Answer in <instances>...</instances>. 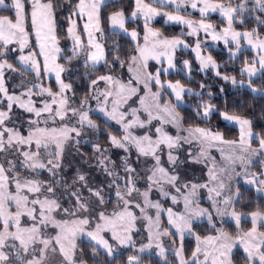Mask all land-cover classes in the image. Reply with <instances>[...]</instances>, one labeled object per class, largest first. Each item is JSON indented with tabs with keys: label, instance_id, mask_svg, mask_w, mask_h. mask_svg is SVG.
Here are the masks:
<instances>
[{
	"label": "snow or ice",
	"instance_id": "obj_1",
	"mask_svg": "<svg viewBox=\"0 0 264 264\" xmlns=\"http://www.w3.org/2000/svg\"><path fill=\"white\" fill-rule=\"evenodd\" d=\"M29 0H11V5L6 4V0H0V7H11L15 10V22L8 17H0V49H4L7 45L18 42L20 45L21 55L19 61L22 65V71L29 74L35 73L39 79L41 75H47L50 72L55 73L59 91L52 92L50 89H45L37 84H32L26 89L29 100L27 102L21 99V96L10 94L5 83V70L12 72L17 71L13 64L8 63L7 59L0 60V104L7 101V107L0 108V153L14 154L23 157L21 164L30 172L46 169L54 177L57 175V170L61 168L63 145L72 139H79L88 135L84 130H97V124L90 118L89 115V99H94L97 102L98 110L107 118V120L115 121L122 128L123 134L120 137L108 133V141L112 148L122 149L126 154L121 157V167L124 174L121 176L116 171V163L107 155L108 147H102L99 142L92 144L93 151L97 155L95 160L97 166L112 178L109 184L110 188H114L118 201L123 203V211L114 213L113 217H107L103 212L100 213V219L104 224H97L95 230L86 231L84 226L90 224L87 217L80 218V212H87L90 205V197L86 199L83 195L84 189L90 193V196L97 197L100 203L104 202L103 189H93L88 185L85 175L79 174L76 181L71 185L64 186V195H67L69 201L75 200L73 207L63 208V212L69 216L77 217L74 220L58 221L54 217V213L62 208L60 200L56 198V184H63V181H56L55 184H43L38 180L27 176L21 177L16 171V164L13 159H8V166L5 167L3 162H0V264H45V260L50 250L51 238L44 236L41 226L52 224L60 229L59 234L55 237L56 244L60 245V252L63 254L67 264H76L73 258V250L76 248L75 238L78 234H86L92 241L93 256H99V250L103 249L104 253L109 258H115L117 250L116 245L111 244L101 232L110 231L112 240L121 247H133L132 231L135 230V221L138 219L130 208L134 205L141 209L143 217L149 223V243L143 244L137 250L145 252L153 247L152 228H160V213L164 211L159 202H153L149 199V193L154 189H158L162 197L171 195L169 188L175 189L177 193H181L184 202V212L174 213L171 208H168V224L170 228H164L155 234L157 243L155 247L159 250L158 255L163 258L164 264H169L165 256L166 249L159 242L161 237H173L172 243H177L179 247L173 249L175 256L179 260V264H233L232 252L237 244H240L244 252L245 264H264V232L257 229L258 222H264V212L259 210L249 213L251 216L252 228L249 231L239 234L237 237H232L222 229L216 235L201 237L195 231L197 223L206 218L207 221L215 227L214 220L216 218L231 217L239 226L242 215L235 210V204L241 197L239 187L235 192L231 191L230 186L226 185L217 175L214 169L209 170V183H180L179 169L181 165L187 162L199 163L200 157H194L189 151L188 157L181 159L179 152L184 143L191 144L193 141L198 142L202 146L207 144L215 146L219 144L229 145L232 148V154L227 157L230 164L234 165L239 161L242 165V172H235V168H221L220 173H227L229 181L232 175L242 177L244 183L255 187L257 192L264 193V135L253 133L252 122L249 119L242 118L239 115L229 114L227 110H219L216 105L211 103L213 93L208 92V100L203 99V93L193 91L191 88H185L179 81L172 83L167 82V89L171 90V95L175 98V103L169 101L163 105L159 103L162 92L165 90V83L160 79L161 73L167 75L169 70H176L175 52L183 48H189L185 39L180 36L173 39H155L149 41V37H160V33L149 27L153 18L163 16L166 23H176L188 28L185 33L181 32V36H198L202 31L206 36L210 35L213 41L223 40L225 47L228 50L229 59H237V54L241 51L243 45L250 46L257 53L251 61L245 59L243 66L240 69L241 77L247 78V87L253 92H260L261 89L253 86L254 78L258 74L264 75V37L260 35L256 28L250 31H236L232 25L235 22L240 24L245 23L244 14H255L257 11L264 13V0H254L252 7H249V0H239V3L233 7L231 3L225 5L222 2L212 3L211 0H151L150 3H145L144 0H135V10L132 11L130 19L135 20L139 17L144 18L145 24V45H137L138 55L131 56V63L128 65L129 70L132 66H136L137 75L132 79L137 84L143 83L144 88L148 89L152 103H145L144 98L141 102L144 105V111L147 112L148 119H141L137 112L139 110L132 109V119L126 121L128 112H123L120 109L127 102V99L137 92V88L133 86L132 80L126 84L111 75L114 70L113 65L117 62L121 67L124 66V61L120 60L119 48L120 45L113 41L112 49H108L105 44H102L96 37V33L100 34L101 39H106L105 33L101 27V9L108 0H79L75 5V9L68 17L69 27L68 33L73 40V56L68 57L71 62L73 57L83 52L85 56V70L87 75L91 76V70H97L99 64L106 65L108 74L99 75L90 80L89 92L85 94L84 99L80 101V107H74L69 103V97L66 92L73 91L72 84L65 83L62 79V73L68 71L63 65L56 63V55L61 49L57 47L56 25H55V9L56 5L53 0H30L32 5L31 19L32 25L36 32L37 42L41 49L39 55L43 56L44 63L41 68L40 63L36 59L35 53L23 54L24 48L28 44V33L25 31V20L27 18L26 4ZM155 5V6H154ZM165 6H174L175 11H161ZM190 7L200 13L201 19L194 21L187 19L186 14H181V9ZM219 12L222 17L227 20L228 26L217 32L213 24L207 22L208 13ZM87 17V22L84 24V32L88 36V45L85 47L81 37L76 34V21L73 17ZM108 21L112 29H116L112 33L113 36H119L121 33L129 35L132 40L138 39V33L135 30L128 31L126 23L129 19L125 15L124 10H113L108 16ZM254 19L258 26H264V17L254 15ZM235 50H233V46ZM203 43L197 39L193 51L196 52V59L200 64V71L204 72L211 69L217 77L225 82H231L234 87L244 86L245 80L237 81L236 77L222 74L219 69L222 65L217 64L211 55H202L201 49ZM4 52L0 50V57ZM111 57V60H109ZM163 58V59H162ZM154 59L161 67L156 70L155 75L148 73L147 61ZM51 61V63H49ZM167 63V67L163 64ZM184 69L191 72V65L188 60L183 61ZM103 81L108 85L107 89L101 90L98 85ZM155 82L160 86V90L156 93H151L149 84ZM40 88L37 94L45 92L51 101L45 100L42 108L34 106L31 95L36 88ZM207 85L201 83L200 88L204 89ZM224 89L221 87L220 92ZM195 95L200 98V102L195 105L194 111L196 115L207 120L213 113H218L226 122H231L239 125L240 138L236 140H225L223 134L211 127H188L181 129V117L177 111L180 103L184 102V93ZM264 94V93H262ZM111 98V101H110ZM109 102L111 108H109ZM18 104L29 113H33L37 119L29 120V132L27 136L21 134L20 130L8 126V121L11 119V111L13 105ZM55 105V107H53ZM47 113V118L41 121L43 114ZM155 113V114H154ZM62 122L56 128H41V122L47 123L49 119L53 122L56 119ZM153 120L160 121V125L155 128V138L151 134V130L143 135H136L133 129L145 128L152 124ZM67 121V122H65ZM171 124L177 127L178 131L175 136L170 135L164 129V125ZM186 132V135L181 134ZM258 140V148H253L251 141ZM55 145V151H49L50 145ZM32 145L35 146V151L32 150ZM27 146V150H25ZM163 146V147H162ZM167 148L168 165L166 168L162 163L161 153ZM135 150L136 161L140 158H149L154 161V164L149 168L147 175V188L143 192L136 187V182L141 179L140 173L133 166L131 156ZM42 150L47 152V158L44 157ZM205 152L201 148L200 156H204ZM259 163L260 171H252V168ZM111 164V167H109ZM123 181V185L120 181ZM79 182V186H77ZM15 185V192L10 191L11 185ZM207 188L209 192L208 199L211 201V210L200 206L197 199L198 190ZM228 189L229 194L225 195V189ZM32 193L34 198H30L25 194L24 190ZM142 196L144 205L141 206L133 200V194ZM42 197V198H41ZM172 202H178L176 195H171ZM14 204L16 211H10V206ZM37 205L39 206L37 208ZM148 208L156 209V218L153 220L147 214ZM27 215L33 222L30 227H21V217ZM71 225V226H69ZM261 226H264L262 224ZM15 228V231L10 229ZM175 229V231H171ZM185 234L193 236L197 242L195 251L191 254V260H186L183 256V240ZM67 241V245L64 243ZM18 242V243H17ZM43 247L37 248L36 245ZM98 246V248L96 247ZM51 251H55L52 247ZM201 256L203 259H201ZM30 257V258H28ZM79 264H85L83 260ZM105 264H111V260L105 261ZM127 264H141V259L138 255H129Z\"/></svg>",
	"mask_w": 264,
	"mask_h": 264
},
{
	"label": "rangeland",
	"instance_id": "obj_2",
	"mask_svg": "<svg viewBox=\"0 0 264 264\" xmlns=\"http://www.w3.org/2000/svg\"><path fill=\"white\" fill-rule=\"evenodd\" d=\"M108 1H110V0H108ZM41 2H45V1L41 0ZM78 2H79V0H77V3ZM132 2H133L132 3L133 4L132 10H131L129 15H126L127 17H129L127 22L132 23V27L131 28H129L127 26L126 27H127L129 32H131L132 30H135L138 33V39L132 40L129 35H125L123 33H121L120 35L129 39L133 43V45L135 46V53L133 55H138L137 45H140V46L145 45L146 42H145L144 37L146 34V30H145L144 18L142 16L139 17L138 19H135V20L130 19L131 13H132V11L135 10V7H136L135 0H132ZM144 2L150 3L151 0H144ZM211 2L212 3H218L221 1L211 0ZM28 3H29V12H28V15H29L28 24H29V26H28V28L26 25V20H25V24H24L25 31L28 33V37H27L28 44L24 48L23 54L24 55H27L29 53L37 54L36 59L38 60V62L41 65V68H42L43 63H44V58H43V56L39 55L41 49H40L39 44L37 42L35 29L33 28V25H32V19H31L32 5H31L30 0ZM6 4L10 6L11 0H10V3H6ZM224 4L228 5L226 3H224ZM4 9H6V7H0V10H4ZM7 9L12 11L13 18L8 17V15H6V14L0 15V17H8L13 22H15V10L12 9L11 7H7ZM161 11H175V8H174V6H171V7L165 6L163 9H161ZM181 14L182 15L186 14L187 19H192L194 21H199L201 19L200 13L198 11L191 9L190 7L186 8V10L182 8ZM73 19H75V21H76V34L81 37L83 45L85 47H87L88 36L84 32V24L87 22V17L85 16L84 18H80L79 16H77V17H73ZM207 22L213 24L215 27V30L217 32H220L221 30H223L224 28H226L228 26L227 20L224 17H222L218 11L208 13ZM155 23H161L164 25H177L179 27L180 38L185 39L186 43H188L190 45L189 48H183L181 46L180 49L175 52L174 63L176 64V70H169V73H172L174 71H179L182 74H188L189 71L187 69H184V67H183V61L188 60V59L180 57L181 52L182 53L183 52H189L192 55L195 63L198 65L199 70H200V64H199L198 60L196 59V52L193 51V48L195 47L197 39H199L203 43V47L201 49V52H202V55H204V56L209 55L208 53H206V51H204L205 47H213V48L223 47L226 49L223 40L213 41L210 35L206 36L202 31L198 34V36H181L182 30H183V32L186 33L188 31V28L186 26L176 24V23H171V22L166 23L165 18L163 16H157V17L153 18V20L149 24V27L151 29L158 31L160 33L159 38L149 37V41H152L155 39H173L175 37H178V36H175V37L164 36L156 27H154ZM68 27H69V21H68V24L66 27V40H67L66 45L61 46V44L59 43L58 38H57V45L56 46L59 47L61 49V51H60V53L55 54L56 55V63L63 65L66 69H68V71H66L65 73H62V79L64 80V82L69 83L73 80V82H71L70 84H73V87H76V86H79L81 84L82 80H85L83 77L84 75H86V76H89V75H87L86 70H85V56H84L83 52H81V53H79V55L73 57L71 62L68 61V57L73 56V46H74L73 40L71 39V37L69 36V33H68ZM107 27H108V30L112 33L115 31H118L116 29L111 28L109 21H108ZM236 31H238V30H236ZM240 32H244V31H240ZM95 35H96L97 39L102 43V39L100 38V34L96 33ZM262 37H264V35H262ZM0 43H2V42H0ZM242 45H243L242 49H247V50L251 51L254 55L253 57L257 56V53L254 50H252L250 48V46L246 45L245 42L242 41ZM63 50H66L67 54H64ZM234 50H235V48H234ZM2 51L4 52V55L2 57H0V60L9 59V57H13L14 63L16 65H18L20 67V69L22 70V65L19 61V57L22 53L20 51V45L18 42H13V43L7 45V47L2 49ZM227 54H228V50H227ZM228 56H229V54H228ZM253 57H252V59H253ZM7 61H8V63L13 64L10 60H7ZM64 61H66L67 63H64ZM49 63H51V61H49ZM130 63H131V59H130L129 63L123 67H121L120 63H116L119 65L118 66L119 68L117 70L114 69L113 71H111V75L113 77L119 79L122 83L126 84L129 80H132L133 86L137 88V92L134 95H131V97L127 99V102L123 105V107L120 110L123 112L129 113V115L126 116V118H125L126 121L132 119L131 114H130L132 109L139 110L137 112V115H139L141 117V119L147 120L148 119L147 112L144 111V105L141 102V98H144L145 103H152L151 97L148 93V89L144 88L143 83L137 84L136 81L134 79H132L134 76L137 75V70H136V66L133 65L132 70L130 71L129 66H128ZM100 66H102L104 68L102 72L96 73L97 70L96 71L91 70V69L88 70L91 72V76L88 77V83L89 84H90L91 79L96 78L99 75L108 74L109 70H108L107 66L103 65V64H99L96 66V68L100 67ZM163 66L167 67V63L165 62L163 64ZM160 67H161V64H158L156 62V60L149 59L147 61L146 71L148 73L155 75L156 70ZM81 70H82V72H81L82 74L80 75L79 73ZM207 72H211V73L215 74L211 69H208L202 73H207ZM162 75H165V74L161 73V75H160L161 81L163 83H165V90L162 92L161 99H160L159 103L162 105L166 102H169V101L175 103V98L173 95H171V90L167 89V87H166V84H167V82H169V80L163 78ZM4 78H5L6 87L9 91V93L14 94L16 96H21V99L25 102H27L29 100V96L26 94L25 95H22V94L26 93V89L28 87H31L32 84H37L40 87H43L45 89H50L54 93L59 91V85L57 83L54 72H50L47 75L42 74L41 77L38 79L35 76V73H31L28 76L26 75L23 77L21 71L18 69L15 72L5 70V77ZM23 80H25V82H26V80H28V83H26V85H24V83H21V81H23ZM50 80L53 82L54 87L49 86ZM170 82L175 83L173 81H170ZM246 85L247 84L245 83L244 86H246ZM98 87L101 90H105V89H107L108 85H106L103 81H101L99 83ZM149 88L151 89V93H156L157 91L160 90V86L156 85L154 81L149 84ZM185 88H188V87H185ZM39 92H40V88L38 87L34 90V93L31 95L30 98H31L35 107L42 108L43 102L45 100L51 101L52 98L49 97L46 92L42 95L37 94ZM88 92H89V90L84 91L85 94ZM73 94H74V96H72L73 97L72 102L74 104V107H80V101L82 99H84L85 94L81 97L80 93H78V90H76L75 88L73 89ZM66 95L68 96V92H66ZM0 96H2V94H0ZM110 101H111V98H110ZM181 104L182 103H180L179 105H181ZM6 107H7V101H4L3 104H0V108L6 109ZM53 107H55V105H53ZM109 108H111L110 102H109ZM88 109H89L90 118H91V114L97 115V116L103 118L105 121L114 125L121 132V135L123 134L122 128L119 124H117L115 121L107 120V118L98 110L96 100L89 99ZM26 112L27 111H25L23 108H20L18 106V104L14 103L11 114H10L11 119L8 121V123L12 124V126L9 125V127H13L14 124H21L22 121L24 123H26L29 120L37 119L33 113H29V112H28L30 114L29 116H24ZM46 115H48V114L47 113L43 114L41 118H43ZM91 119L97 124L98 131L97 130H90L87 128H85L84 131L86 133H88L90 137H94V135L97 134L98 138L94 137L93 140H97L98 142L100 141V143H101L102 142L101 140H103V139H102V137L100 138V135L98 133H100V132L106 133V132L103 128L99 127L97 121L94 118H91ZM48 122H52V120L50 119V120H48ZM52 123H54L55 126H52V125L48 126L46 124H44V125L39 124V127H41V128H56V127L60 126V124L62 122L59 120V118H57L56 121L52 122ZM224 123L238 129L239 137L236 140V141H238L240 138L239 125H235L231 122H226V121H224ZM159 125H160V121L153 120L151 125H148L145 128L137 127L135 129H133V132L136 135H143L145 132L149 131V129H150L153 138H155V135H156L155 134V128ZM180 128L181 129H187L188 127H184L181 125ZM26 129H27L26 135L21 133L24 136H27L28 132H29V127ZM164 129H165V131H167L172 136H175L177 134V131H178L177 127H175L171 124L164 125ZM20 132H22V130H20ZM181 134L186 135L187 133L181 132ZM113 135H115V134H113ZM87 136L88 135H85L82 138H77L80 141L79 143H77L76 139H72V140L67 141L63 145L62 161H61L62 166L60 169L57 170V175L55 177L50 172H48L46 169L37 170V172H30L29 170L24 168L21 164L23 157L16 156L14 154L0 153V162H3L4 166L7 167L8 164H7L6 156L8 159H13L14 163L16 164V171L19 173V175L21 177L27 176L29 178L38 180L43 184H49V183L55 184L53 182V179H57L59 181L64 182L63 184H59L60 185L59 188H58L57 184L55 185V187H56V198L60 200V203L62 205V208L60 210H58L56 213H54V217L58 221H63V220L71 221V220H74L77 218L74 216L67 215L62 210L65 207H73L75 205L74 199L69 201L68 196L63 194L64 193V186L73 184V182L76 181V178L79 174L85 175L86 180L88 182V185L90 187H92L93 189H100V188L103 189V197H104L103 203H100V201L97 197L90 196V193L87 191V189H84V191H83L84 197L86 199H88L90 197L91 202L89 205V210L87 212H80L78 214V216L80 218L87 217L89 219L90 224L87 226H84V227H85L86 231H92V230H95L98 223L101 225L104 224V221L100 219V213L103 212L107 217H113L114 213L123 211L124 208H123V203L121 201H118L114 188L109 187V184L111 183L112 178L110 176H108L103 170H101L97 166V163L95 160V156L97 154L94 153V151H93V147H92L93 142H90V137H87ZM251 145L253 148H258V144H256V145L251 144ZM85 146L86 147L88 146L90 148V151L85 152V149H84ZM101 146L109 148V152L107 153V155L111 157L112 161H115L116 166H117L116 171L119 173V175L122 176L124 174V172H123V168L121 167V164H122L121 157L126 155V154L123 152L122 149L112 148L109 144L108 139H107V144L101 143ZM202 147H203L204 152H205L204 156H200V152H201ZM25 150H27V146H25ZM32 150L35 151L34 145H32ZM49 151H55V145L54 144L50 145ZM189 151L192 152L194 157H200V162L199 163L187 162L184 165L180 166L179 173H180V183L181 184H184V183H198V184L209 183L210 186H213L210 183L209 170L214 169L216 171L217 175H220V177L224 181V183L226 185L230 186L232 192L236 191V184L237 183H241L244 187H251L256 191L254 186L244 183L242 177L235 176V174H233L231 181H229L227 173H224V174L220 173L221 168L231 169L234 167L235 172H242V170H243L242 165L239 161H236V163L234 165L229 163L227 157L232 154L231 146L219 144L218 142L216 143L215 146H209L207 144H204L202 146L201 144H199L196 141H193L191 144L184 143L182 149L179 152L181 159L187 158ZM167 152H168L167 148H164L163 152L161 153L162 163L164 164V166L166 168L170 167L168 165V162H167L168 161ZM135 157H136V153H135V150L133 149L131 160H132L133 166L138 169L140 176L142 177L141 179L137 180L136 187L140 188V186H141V189H146L147 188L146 177L149 174L148 170L154 164V161L151 159V157H149V158L141 157L139 162L134 163L133 160ZM45 158H47V155L45 156ZM262 159H264V158H262ZM109 167H111V164H109ZM120 184L123 185L122 180L120 181ZM77 186H79V182H77ZM10 191H12V192L16 191L14 184L11 185ZM169 191H170L171 195H176L178 198V196H179L178 194H180V193H177L175 191V189L169 188ZM24 192H25V194L29 195L30 198H34L33 194L28 193L26 189L24 190ZM111 193H113V195H111L112 204L107 205L108 203H107L106 199L110 198ZM258 193L264 197V193H261V192H258ZM224 194L225 195L229 194V191L227 188L225 189ZM149 195H150V199L153 202H156V201L167 202L168 205L173 207L175 213H183L185 210L182 196H180V198H178V202L174 204L172 202L171 195L168 197H162L161 193L156 188H154L149 193ZM208 196H209V192H208L207 188H203V189L198 190L197 199L199 201L200 206L203 208H208L209 210H211V201H209ZM132 198L136 203H139L141 206L144 205L142 203L143 201L141 200L139 195L134 193ZM111 205H112L111 209L109 207H107V206H111ZM38 207L39 206L37 205V208ZM9 210L12 212H15L16 211L15 205L12 204L10 206ZM130 210L133 211L134 215H136L138 217V219L134 222L135 223V230L132 231V233H131V235L133 237V242L135 243V248H133L131 246L121 247V246L117 245L116 242L114 240H112V234L110 231H103V232H101V235H103L105 237V239H107L111 244L116 245L117 250H116L115 254H117L120 249H130L132 251V255H138V256L149 255V256L157 258L159 261L164 263L163 258H161L157 254L159 250L155 247V244L157 243V240L155 239V234L158 231L163 230L164 228H170V225L168 224V215L162 213V211H161V213H160V228L159 229L155 228V227L152 228L153 247L151 249L146 250L145 252H138L137 250L140 248L141 245L149 243V230H148L149 229V223L143 217V215L141 213V209L139 207H135L133 205L130 208ZM146 211H147V214L149 216H151L153 218V220H155L156 209L155 208H148ZM240 214L242 215L241 222L244 220H247L250 223V227L247 230H245V231L241 230V228H240L241 222L238 226L236 224V222L231 217H225L223 219L216 218L214 220L215 227H213V225L210 224L206 218H202L198 223L205 222L208 225V227L213 230V232L205 234L204 236H201V237L203 238V237L209 236V235H216L217 232L222 229V226L225 223H231L235 227L236 233H237L235 237H237L239 234H242L243 232L249 231L252 228L251 216L249 215V213H246V214L240 213ZM162 220H163V222H162ZM32 223L33 222L29 219V217L27 215H24L21 217V227H30L32 225ZM262 224H264V222H258V224H257V229L260 232H264V226H261ZM69 226H71V225H69ZM41 227H42V232H43L44 236L47 238H51L50 250L48 251V254H47V257L45 260V264H67V261L65 260L63 254L59 250L60 245L56 244V241H55V237L59 234L60 229L57 227H54L52 224H48L47 226H41ZM10 230L15 231V228H12ZM171 231L174 232L175 229H171ZM195 231L198 234V231L197 230H195ZM185 237H192L194 239V250L193 251H195L196 246H197V242H196L195 238L193 236L188 235V234H185L184 238ZM172 239H173V237H161L159 242L166 249L165 256L166 255L171 256L172 261L175 264H179V260L177 259V257L174 254V251H173L174 248L179 247V240L177 238V243L173 244ZM84 240L89 242L92 245L95 244V242L92 241L86 234H78L75 238V244L77 245L78 242L84 241ZM64 243L67 245V241H65ZM36 247L40 248L43 246L37 244ZM52 247L55 248L54 252L51 251ZM96 247L98 248V246H96ZM235 248L240 249L242 251L243 255H245L243 252V248L240 244H237L234 247V249ZM100 251L103 254H105L103 249H100ZM105 256H106V254H105ZM28 258H30V257H28ZM73 258L76 261V264H79V262L82 260L79 253L77 252V248H75L73 250ZM185 259L191 260V256L188 258H185ZM201 259H203L202 256H201Z\"/></svg>",
	"mask_w": 264,
	"mask_h": 264
},
{
	"label": "trees",
	"instance_id": "obj_3",
	"mask_svg": "<svg viewBox=\"0 0 264 264\" xmlns=\"http://www.w3.org/2000/svg\"><path fill=\"white\" fill-rule=\"evenodd\" d=\"M46 2V0H43ZM221 1L223 3L229 4L235 7L239 0H215ZM254 0H249V7H252V3ZM6 3H10V0H6ZM53 3L56 5L55 9V25H56V36L58 38L61 46L66 45V27L68 24V17L75 9V5L77 4V0H53ZM132 0H110L108 1L101 9V27L105 33L106 39H102V44H105L108 49H112L113 41L120 45L119 48V56L120 60L124 61V66L127 65L131 59V56L135 53V46L133 43L119 35L113 36L112 32L108 30V16L111 14L113 10L123 9L125 15H129L132 10ZM27 13L29 12V3L26 4ZM8 15V17L13 18V13L9 9L0 10V15ZM254 15H259L264 17V13L257 11ZM253 14L245 13L244 19L245 23L240 24L239 22L233 23V28L238 31H250L253 28H256L260 35H264V26H258ZM28 17L26 18L27 28ZM126 26L131 28L132 23L127 22ZM154 27H156L164 36L166 37H175L179 36V27L177 25H164L161 23H155ZM234 50V45L232 46ZM2 50V49H0ZM206 53L211 55L213 59L217 62V64L222 65L219 69L222 74H227L236 77L237 81L244 79L247 84V78L241 77L240 69L243 66V62L245 59L251 61L254 56L253 53L247 49H242L237 54V59L230 60L227 54V48L219 47H205ZM64 54H67L66 50H63ZM180 57L187 58L191 65V72L188 74H182L179 71H174L172 73H168L167 75H162L163 78L168 79L169 81L177 82L179 81L181 85L184 87L191 88L194 92L200 91L203 93V99L208 100L207 96L208 92L213 93L211 103L217 106V108L221 111L227 110L229 114L239 115L242 118L249 119L252 122V131L253 133L264 135V75L258 74L257 78H254L253 86L260 88L261 91L257 93H253L246 86H237L234 87L231 82H225L224 80L217 77L215 74L211 72L202 73L199 70L198 65L195 63L192 55L189 52H181ZM15 68L21 71L22 76H28L27 72H24L20 69L18 65L14 63L13 57H9V59ZM111 60V57H109ZM64 63H67L64 61ZM119 63V62H117ZM119 65L115 64L113 66L114 69H118ZM79 69V68H78ZM96 73L102 72L103 67H97ZM82 70L80 71V75ZM88 77L84 75L85 82L82 80L79 86L74 87L80 93V96H83L84 91L89 90ZM49 86H53V82L50 80ZM203 83L207 85L206 88L201 89L200 84ZM221 87H223V93L220 92ZM200 102V98L195 95H188L184 93V102L177 107V111L180 113L181 117V125L184 127H202L219 131L223 134L225 140H237L239 137V131L237 128L227 125L224 123L223 119L218 113H213V115L207 120L198 117L194 111L195 105ZM92 117L97 121L100 128H103L106 133H99L100 138L102 137L101 143L107 144L108 133L111 132L115 134L117 137L121 136V132L111 123L105 122L99 116ZM251 144H258L257 139H253ZM261 165L257 163L252 171H260ZM239 187V191L241 192V197L239 201L235 204V210L238 213L246 214L251 213L253 211H261L264 212V197L256 192L251 187H244L241 183L236 184V189ZM141 189V186H140ZM107 205L112 204L111 200L107 201ZM162 204L168 206L167 202H161ZM203 203V202H202ZM110 209L111 206H107ZM163 222V221H162ZM250 227V223L247 220L241 222L240 228L245 231ZM222 229L228 233L230 236H236V229L231 223H225L222 226ZM195 230L198 231L200 236H204L205 234L212 233L213 230L208 227L205 222L197 223ZM77 252L79 253L81 259L85 262V264H105V261L111 260V264H127V257L132 255V251L130 249H120L117 254H115V258H108L99 250V256H93V245L87 241H80L76 245ZM194 250V239L192 237H185L183 240V255L185 258L191 256ZM141 259V264H164L159 261L157 258L149 256V255H141L139 256ZM169 260V264H175L172 261L171 256L166 255ZM232 261L233 264H245L244 255L242 251L238 248H235L232 252Z\"/></svg>",
	"mask_w": 264,
	"mask_h": 264
},
{
	"label": "flooded vegetation",
	"instance_id": "obj_4",
	"mask_svg": "<svg viewBox=\"0 0 264 264\" xmlns=\"http://www.w3.org/2000/svg\"><path fill=\"white\" fill-rule=\"evenodd\" d=\"M83 77H84V76H83ZM72 78H73V77H72ZM84 79H85V78H84ZM69 80H70V79H69ZM69 80H68V81H69ZM83 81L85 82V80H83ZM71 82H73V80H72ZM71 82H69V83H71ZM19 83H20V82H19ZM21 83H24V85H26V83H28V80H26V82H25V80H23V81H21ZM72 87H73V84H72ZM22 89H23V88H22ZM73 89H74V87H73ZM70 93H71V94H70ZM72 96H74L73 91L68 92V97L70 98V99H69V103L72 104V105L74 106V104H73V102H72V100H73V97H72ZM81 97H82V96H81ZM47 99H48V98H47ZM29 115H30V114H29L28 112H26L24 116H29ZM92 115H93V116H97V115L91 114V118H93ZM97 117H98V116H97ZM44 118L46 119V118H47V115L44 116L43 118H40L41 121H43ZM100 118H101V117H100ZM49 120H50V119H49ZM102 120H104V119L102 118ZM104 121H105V120H104ZM52 122H53V121H52ZM52 122H47L46 125H48V126H51V125H52V126H55L54 123H52ZM66 122H67V121H66ZM105 122H107V121H105ZM7 123H8V122H7ZM44 124H45V123H43V122L40 123V125H44ZM9 125L12 126V124L8 123V126H9ZM14 127L17 128V129H19V130H22L21 133L24 134V135H26V131H27L26 128H28V127H30V126H29V123H28V122L24 123V122L22 121L21 124H14ZM100 133H101V132H100ZM98 134H99V133H98ZM87 137H90L89 134H88ZM94 137H97V134H95ZM94 137H90V142H93V143H94V142H97V140H93ZM97 138H98V137H97ZM99 144L101 145L100 141H99ZM102 144H103V143H102ZM84 149H85V152H86V151H90V148H89L88 146H87V147L85 146ZM42 152H43V155H44V157H45V156L47 155V154H46L47 152L44 151V150H42ZM56 181H59V180H57V179H53V182H54V183H55ZM57 185H58V188H59L60 185H59V184H57ZM60 193H61V192H60ZM111 195H113V193L110 194V198H109V199L107 198L106 201H110V200H112V199H111V198H112ZM113 198H114V197H113Z\"/></svg>",
	"mask_w": 264,
	"mask_h": 264
},
{
	"label": "crops",
	"instance_id": "obj_5",
	"mask_svg": "<svg viewBox=\"0 0 264 264\" xmlns=\"http://www.w3.org/2000/svg\"><path fill=\"white\" fill-rule=\"evenodd\" d=\"M135 159H136V157L134 158L133 162H134V163H137V161H136ZM139 189H140V188H139ZM144 190H146V189H140L141 192H143ZM178 195H179L178 198H180V196H182L181 193L178 194ZM139 197H140L141 200L143 201V202H142V201H141V202L144 204V199H143V197H142V196H139ZM149 199H150V195H149ZM150 200H151V199H150ZM151 201H152V200H151ZM156 202H159V203L161 204V206H162V209H164V211H162V213L167 214V211H166V210H167L168 208H171V209L173 210V212L175 213L173 207H171L170 205L166 206V205L162 204L161 201H156ZM142 206H143V205H142ZM162 221H163V220H162Z\"/></svg>",
	"mask_w": 264,
	"mask_h": 264
}]
</instances>
